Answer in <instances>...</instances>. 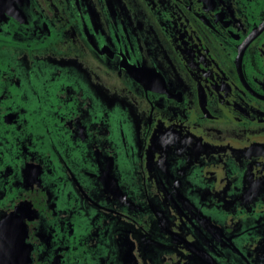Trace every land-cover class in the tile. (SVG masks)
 <instances>
[{
    "label": "flooded vegetation",
    "instance_id": "flooded-vegetation-1",
    "mask_svg": "<svg viewBox=\"0 0 264 264\" xmlns=\"http://www.w3.org/2000/svg\"><path fill=\"white\" fill-rule=\"evenodd\" d=\"M31 1L0 22V264H264V0Z\"/></svg>",
    "mask_w": 264,
    "mask_h": 264
},
{
    "label": "water",
    "instance_id": "water-1",
    "mask_svg": "<svg viewBox=\"0 0 264 264\" xmlns=\"http://www.w3.org/2000/svg\"><path fill=\"white\" fill-rule=\"evenodd\" d=\"M6 2L10 8H6L2 1L0 2L4 9L0 11V22L6 19H14L24 25L26 20L31 18L30 13L33 15L31 0H6Z\"/></svg>",
    "mask_w": 264,
    "mask_h": 264
}]
</instances>
